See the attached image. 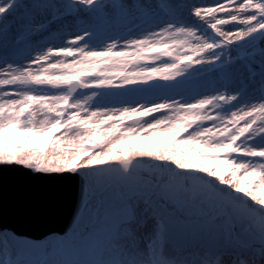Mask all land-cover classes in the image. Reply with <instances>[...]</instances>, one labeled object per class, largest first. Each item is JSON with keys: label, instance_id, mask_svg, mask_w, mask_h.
<instances>
[{"label": "rangeland", "instance_id": "rangeland-1", "mask_svg": "<svg viewBox=\"0 0 264 264\" xmlns=\"http://www.w3.org/2000/svg\"><path fill=\"white\" fill-rule=\"evenodd\" d=\"M5 1L11 0L2 1L0 13L7 7V3L3 4ZM246 1L174 0V6H177L176 9L181 14L178 17L180 20L176 19L173 23L158 20L156 24L148 26L139 34L125 38L117 49L118 52H122L118 60L129 65L131 72L125 77L120 76L118 79L121 81L116 85L122 86L126 81L136 83L141 79L171 85L172 80L180 76V71L183 70L178 67L179 57H187L193 73L212 71V64L217 61L229 64L230 72L234 69L232 67L234 63L239 66L236 53L230 44L233 42L242 44L249 54V60L252 61L250 68L240 62L241 75L237 86L241 91L259 95L258 89L264 87V51L255 41L264 32V27L260 33L253 34L257 25L250 24L252 13L255 12L249 7L252 4L259 11H264V3L263 0ZM15 12L11 17L16 15ZM0 19H3V14H0ZM144 19L145 17L142 20ZM199 23L211 25L222 42V48L213 55L208 50L207 40L200 35V29L197 28ZM113 24L124 28L122 20ZM92 31H95V27ZM51 38L52 36L44 40L51 41ZM71 40L72 38H68L59 46V49L64 47L70 50L71 55L68 57L60 53L48 58L47 49L51 47L49 43L37 46L38 49L26 57V60H30L38 54L43 57L42 64H36L42 60L37 59L34 66L29 65L27 68L12 65L0 69V162L16 161L33 170L79 172L93 195L89 198L91 205L85 208L86 219L69 229L63 246L47 245V241L61 240V235L57 234L41 240L24 237L36 245L28 250L14 248L17 254L23 256L22 260L28 262L25 264H70L73 256L79 258L77 264H91L90 258H98L103 248V253L114 248V245L110 244L111 240L116 242L120 237L119 242L122 243L124 235L125 239L128 237L130 241L132 239L134 242H140L144 248L147 239H151L150 241H154L155 244L157 242V248H161L163 243L154 238L153 233L140 235L135 231L140 229L138 223L151 217L143 210L144 206L155 213L161 210L171 221L173 225L171 234L162 235L159 232L158 235L167 236L163 240L170 242V246L167 247L175 263L208 264L209 261L215 262L220 257L218 261L226 262L230 254L231 257H236V260H233L234 264H242V261L255 258L254 254L258 253L259 246L252 244L240 246L234 238V230L237 236L250 235L253 240H261L264 252V214L256 210L260 208L258 206L260 199L257 197L249 199L248 190L234 191L227 174L231 171L232 165L221 157H215L222 141L215 143L218 144L216 146L198 143L202 139L207 142L209 137L202 135L208 132L204 134L202 125L195 130L192 126L196 125L195 119L199 123L201 122L199 118L209 112H218L219 108L213 99L205 103L206 97L210 94L197 93L194 87L186 88L179 83L175 84L172 92L178 102L173 106L177 107V111L174 113L171 111L170 119L166 113L157 116L153 113L152 107L148 108L144 102L132 99L133 96L126 95L118 100L115 98L116 92L113 94L104 92L106 88H113L111 74L114 75L123 65L113 66L114 54L101 57L96 70L89 69L93 54L91 45L95 40L80 45ZM113 41L118 43L116 38ZM104 47L109 49V45L103 44L98 50ZM148 49L152 51L163 49L167 56L157 59L156 65L151 68L140 64L130 65L136 53ZM108 60L109 63L105 62ZM255 62L258 63V67L255 66ZM110 68L114 72L110 73L109 77L108 72L104 70ZM143 70H150L151 75H142L134 80L133 74L142 73ZM40 75H46L47 79L41 80ZM67 76L79 77L83 85L78 92L72 93L68 98L71 107L67 110V113L69 111L67 120L59 123L57 132L51 131L49 126L52 120L55 117L61 120L62 117L58 116L60 101L67 100L66 90L62 86V81ZM99 84L103 86L98 87ZM48 85L57 87L60 93L48 90L46 88ZM131 91L130 88L126 93L122 91L118 93L127 94ZM200 94L202 96H199ZM28 96L33 98L32 106L28 109L27 118L24 120L21 118L22 121H19L18 110ZM162 96L158 95L154 104H159ZM181 98L187 99L182 102ZM185 105L189 108L182 107ZM245 107L246 105L241 108L240 114ZM49 110L54 112L50 113ZM258 111L260 113L249 115L251 121L244 125V129L240 128L238 131L251 130L250 136H246L242 143L246 155L251 144L256 148L264 147L263 139L258 140L262 138L259 130L264 131V107ZM67 113L62 119L67 117ZM140 113H143L144 117L139 125L121 122L124 117L142 116ZM114 116L118 118H113ZM186 117L191 118V121L184 119ZM99 120L105 121L101 128L84 127ZM213 121L216 130L218 120ZM234 128H237L236 124ZM252 130H257V133H253ZM124 150L130 158L122 156ZM146 152H152V156H148L147 160L141 156ZM60 157L62 158L54 163V160ZM246 161L249 163L251 157ZM207 164L214 168V176H211L209 171H202ZM180 166L192 168L193 174L173 169ZM257 167L253 165L252 170L255 172ZM202 172L204 176H200ZM136 178L145 179V187L149 188V192L163 196L170 204L176 202L185 214L194 218V221L187 222L182 218H175L174 214L168 217L167 210H162L163 205L145 203L146 198L141 194L132 195L130 198L123 197L122 192L141 193L139 191L144 189L139 182L134 181ZM253 183L250 181V185ZM130 203L136 206L138 215L127 226L122 222L127 219L126 213ZM218 208H224L225 212H228L232 225L228 223L225 215H222L225 212L220 216L215 215ZM202 215L204 217H196ZM205 217H211L212 220L208 221ZM256 219H261L263 226L257 228ZM95 220L113 225L115 229L106 240L92 245L97 239L83 238L81 233L86 225ZM74 230H77L76 235H73ZM129 231L132 232L131 235ZM126 244L131 246V242ZM4 248L0 251V260H3L4 264L15 262V257H10L15 255L11 246L6 245ZM103 253L99 256L103 257L102 264H115L116 255L104 256ZM203 253L207 255L206 260H201L200 256ZM259 262L257 264H264V260Z\"/></svg>", "mask_w": 264, "mask_h": 264}, {"label": "snow or ice", "instance_id": "snow-or-ice-1", "mask_svg": "<svg viewBox=\"0 0 264 264\" xmlns=\"http://www.w3.org/2000/svg\"><path fill=\"white\" fill-rule=\"evenodd\" d=\"M61 2L63 0H20L21 8L17 11H22V15L9 17L7 20L0 19V69L12 65L27 68L29 65L34 66L37 59H43L38 54L30 60H26V57L30 56L44 39L60 33L61 25L58 23L60 21L67 23L68 18L71 17L74 22L80 23V17L83 16L87 20L88 26H93L96 23L111 24L120 22L132 11L129 8L128 0H102L99 6L93 0L87 11L82 14L75 7L60 12L57 4ZM71 2L72 0H69V3ZM76 2L79 3V0H76ZM165 11L173 14L175 7L170 6ZM86 33L90 34L89 32ZM83 38V35L75 37L78 42ZM107 54L102 53V55ZM76 78L75 76L71 77L72 80ZM260 96L264 98V89L261 90ZM251 107L255 108L256 106ZM261 107H264V105H261ZM140 115H143V113H140ZM249 148L251 150V163L264 169V147L249 146ZM93 163L95 162L93 161ZM256 210L264 214V208ZM126 215L127 219L124 222L131 223L138 215L136 206L130 203ZM153 220L156 223V229L162 235L171 234L173 225L170 220L165 217H153ZM64 244L65 240L47 241V245L54 247L63 246ZM6 245L19 250H28L36 246L24 237H20L15 233H8L7 230H0V251ZM0 264H4V261L0 260ZM9 264H25V262L16 260L15 262L10 261Z\"/></svg>", "mask_w": 264, "mask_h": 264}, {"label": "bare ground", "instance_id": "bare-ground-1", "mask_svg": "<svg viewBox=\"0 0 264 264\" xmlns=\"http://www.w3.org/2000/svg\"><path fill=\"white\" fill-rule=\"evenodd\" d=\"M88 1V0H87ZM102 1V0H100ZM129 3V8L132 10L130 16H126L127 19L124 22H127L129 20H131V18L133 17L132 20V24H136L137 19L139 18L140 14L137 13V10L141 11V7L142 6H147L148 5V0H128ZM69 7H75L79 10H84L88 7L87 3L85 0H79V3L76 2V0H72L71 3H69V0H63V2L58 3L57 4V8L59 9L60 12H62L63 10H65L66 8ZM264 18L261 19V21L259 22H263ZM72 23L68 24L65 26V28H68L69 26H75V30L73 32V34H78L79 35V30L82 27H86L88 25V22L86 19L80 21V23H76L74 21H71ZM123 23V22H122ZM258 23V21H252L250 22L251 25ZM131 24V26H132ZM109 24H104V23H100L99 24V29L96 28L95 29V33H94V37H101L103 35H105L108 32V28H109ZM61 33H64V30H62V28H60ZM132 31H134V29H130L128 28L127 30H123L120 31L119 28H117L115 30L116 35L120 36L122 33H131ZM90 35H93V33H90ZM61 37L63 39H67L66 37H70L69 33H65V35H61ZM56 42L59 43L60 42V38L56 37ZM106 44V43H105ZM111 44V43H109ZM40 45H43L40 44ZM59 53V52H58ZM58 53H51L50 55L52 56H57L59 55ZM240 78V76H239ZM231 86V91L233 94H239L240 93V88L234 84L233 82L230 84ZM235 86V87H234ZM234 87V88H233ZM263 98H259L258 95L256 93H254L253 95L248 94L247 92H241L240 97L237 96V98L234 100V102L232 101V107L234 109V111L232 113H234V115H237V117L232 118L230 120V123L227 124H220L221 122V114L218 113V115L216 113L213 112H209L208 114H206L205 116L199 118L200 121L206 125H209L207 122L209 120H216L217 116H218V122L220 125H218V131L212 136L215 140L219 139H225L229 137V132H231V129L234 128V124H236L237 127L241 126L244 122L248 121V117H249V113L250 112H254L256 110L261 109V105L264 104V100H262ZM245 105H247L246 109L244 111L241 112V114L239 115V110L244 107ZM255 105L256 107L253 108L251 106ZM239 115V116H238ZM252 132L255 134L257 133V130H252ZM213 133V130L211 128H208V133L207 136L209 138H211V135ZM260 133V137L258 140L263 139V145H264V131L259 130ZM250 136V133H247V137ZM55 138V137H54ZM252 138V137H250ZM257 140V141H258ZM250 141V140H249ZM251 142V141H250ZM256 142V141H255ZM140 154V153H137ZM152 156V152H146V154H141L142 157H144L146 160L148 159V156ZM140 157V156H139ZM141 157V159H143ZM251 157V151L248 152V154L246 155V158ZM62 157L60 158H56L54 160V163H56L55 161L60 160ZM70 158H72L70 156ZM179 162H181V160H178ZM69 164V162L67 163ZM83 164V163H82ZM232 165V169L230 172H225L228 175V178L231 185L234 187V191L238 190H248L250 196H248L249 199H252V197H257L259 201V207L260 208H264V184L262 185V183H264V169H261L260 167L257 168V170L254 172L252 170V166L250 164H248V161H241V158H237L234 161L231 162ZM176 166V165H175ZM82 166H80L81 168ZM174 170L177 171H186L187 173H189V175L193 174V169L192 168H188V167H182L180 166V168H173ZM195 170V167H194ZM203 172H207L209 171L211 176H214V168L211 167V165L207 164L204 166V168L202 169ZM219 171L221 172L222 170L219 169ZM202 172V175L200 176H204ZM219 172V174H220ZM237 174H235V173ZM224 176V175H223ZM226 177V176H225ZM135 182H139L142 186H143V190L149 191V188L147 189L146 186V180L145 179H140V178H136L134 180ZM250 181H253V185H250ZM249 188V189H248ZM87 190H91L90 187L87 186ZM91 199H87L85 201V205H84V209L79 213V218H78V223L83 222L84 219H86L85 217V208L87 207V205H91L90 203ZM141 224V225H139ZM138 227H140V229H135L136 233H139L140 235L142 234H150L153 233L154 230L156 229V224L150 219L147 218L145 219V221L138 223ZM130 235L132 234L131 231L128 232ZM244 240H251L253 238H250V235H242ZM126 235L123 236V242L122 243H115L116 245L114 246V248L109 249V253L108 256L112 255H116V257H114L116 259L115 264H149L148 263V258L150 257L148 255V247L145 250L144 247L141 246L140 242H134L132 239L130 241V239L127 237L125 239ZM126 242H131V246H128L126 244ZM146 245L148 246V241L146 242ZM240 246H242L240 244ZM243 247V246H242ZM169 251H168V247L167 245L162 246L159 249H156L155 251V255L153 256L154 258H156L157 260L160 261V263H164V260H168L170 262V264H182V263H175L173 261V257L171 255H169ZM201 255V254H200ZM231 255V254H230ZM230 255H228V260L225 261H217L215 263H210V264H234L233 260H236V257H231ZM263 260V259H261ZM146 262V263H145ZM246 262V264H257L260 263L258 261L257 258H251L250 261H244Z\"/></svg>", "mask_w": 264, "mask_h": 264}, {"label": "water", "instance_id": "water-1", "mask_svg": "<svg viewBox=\"0 0 264 264\" xmlns=\"http://www.w3.org/2000/svg\"><path fill=\"white\" fill-rule=\"evenodd\" d=\"M14 172L20 173L16 174L23 179L20 183L0 182L2 227L15 226L19 233L41 239L54 231L63 232L74 224L84 200L89 197L78 173L51 172L34 177L20 167ZM149 199L153 203L161 200L170 212L176 210L181 218L194 220L184 215L177 204L168 205L158 195H150Z\"/></svg>", "mask_w": 264, "mask_h": 264}]
</instances>
